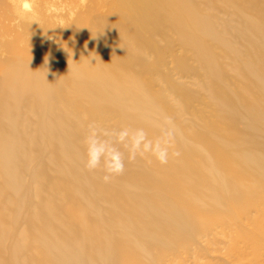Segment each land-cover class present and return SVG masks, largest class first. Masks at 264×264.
I'll list each match as a JSON object with an SVG mask.
<instances>
[{
	"label": "bare ground",
	"instance_id": "6f19581e",
	"mask_svg": "<svg viewBox=\"0 0 264 264\" xmlns=\"http://www.w3.org/2000/svg\"><path fill=\"white\" fill-rule=\"evenodd\" d=\"M89 1L58 14L59 0H32L34 12L21 16L17 0H0V134L12 137L0 148L33 153L42 143L51 167L69 164L55 192L30 205L27 255L16 264L184 263L232 227L249 243L241 221L264 204V0ZM173 65L193 84L174 92L167 75L161 90L157 74ZM81 104L84 119L105 126L83 135L78 118L66 120ZM40 129L27 147L17 140ZM90 140L99 157L110 148L106 164L87 166ZM113 155L118 172L108 170ZM4 164L0 150L3 180Z\"/></svg>",
	"mask_w": 264,
	"mask_h": 264
},
{
	"label": "rangeland",
	"instance_id": "374dc122",
	"mask_svg": "<svg viewBox=\"0 0 264 264\" xmlns=\"http://www.w3.org/2000/svg\"><path fill=\"white\" fill-rule=\"evenodd\" d=\"M98 1V0H96ZM104 2V0H100ZM80 0H73L72 4L67 0H59L57 6V13L61 14L68 6H74L79 4ZM89 0H83L82 4L84 6H89ZM95 3V2H93ZM92 4V3H91ZM102 10V9H101ZM81 12H77V14H81ZM2 10H0L1 17ZM1 20V18H0ZM85 24L81 26L79 29L80 33L85 29ZM4 35H9L4 33ZM0 35H2V31H0ZM24 36L21 37V40H24ZM8 39V37H6ZM15 43V39L11 37ZM9 42V41H7ZM10 43V42H9ZM77 45V42L73 43V47ZM29 44L26 45L25 48H20L17 50L16 55H11V61L17 63L19 58L22 57L24 50L29 51ZM163 47V46H162ZM161 47V48H162ZM61 51H65L69 53L71 48H64ZM72 53V52H71ZM35 58L33 54H30L22 62L24 63V70L27 76L31 73V64L33 63L31 60ZM166 59V58H165ZM170 61V58L169 60ZM15 71V70H14ZM160 78L159 88L161 90H168L167 83L163 76H169V80L173 83V91L177 92L184 87H188V84H193L191 80L188 81V77L181 75L173 65L172 68L170 66H163L157 74ZM190 78H192L190 76ZM12 86H17L15 82L11 83ZM76 83L75 87H73L69 94L74 91H78L81 87ZM176 85V86H175ZM180 87V88H178ZM172 91V90H171ZM6 93L0 92V102L5 99ZM164 97V94L160 96ZM176 101V100H173ZM197 101V99H196ZM201 102V101H199ZM198 103V101L196 102ZM82 104L80 105L79 112L76 114L72 112L71 115L66 118L72 120L74 117L78 118L82 122V134H87L88 130H98L96 126H100V129L105 126V123H102L100 120H91L90 118L84 119L82 117ZM7 112V107L0 103V116H5ZM117 114V113H116ZM209 115V114H208ZM39 122V121H38ZM111 127H116L115 124H111ZM44 133L43 129H40V133L30 134L25 138H17V140L22 141L24 143L23 147L26 143L28 146L30 145V141L27 139L32 136H40ZM2 139L12 138L7 134H0ZM94 139L102 140L106 144L110 143V140L104 136L102 133H97L93 136ZM41 144L38 145V151L29 153L27 150H23L13 147H2L0 148L3 157L5 159L4 171L8 172V178L3 180V166L1 165L0 169V264H16L17 261L23 262L26 258L27 251V214L30 205L36 201L37 199H42L43 197L39 193L49 194L50 190L54 191L56 185L59 183V175L61 172H67L69 164H60L55 163L52 164L54 167H51V162L56 160V158L51 156L49 151L44 153L39 152L41 149ZM123 145V143H122ZM124 146V145H123ZM104 150V156H100L98 158V162L100 164H106V160L109 158L110 148L106 147ZM9 154V156H8ZM32 156L35 157L30 163ZM18 159L17 164H11V158ZM23 174V175H22ZM72 176H75L74 173L71 172ZM83 177H77L76 180L80 181ZM70 182V179H64L63 184ZM8 186L9 188H5ZM16 189V193L11 189ZM79 190H74V193H77ZM55 192V191H54ZM61 193V192H60ZM61 196L67 197L68 191L64 190ZM53 196H49L47 198L51 199ZM10 198L13 201V204H5L4 201ZM27 199V205L25 206L23 203V199ZM20 200V201H18ZM19 205V208L17 206ZM253 211H257L258 216L255 213H251L247 220L245 218L242 219L240 227L245 231V233L253 234L248 238V241L251 243L257 244L255 246L256 251H252L249 245H253L246 242V240H239L235 238L236 227H232L231 231L226 230L216 238L218 239L217 244L210 249L207 253L203 252L199 258L196 260L186 261L182 263V259H177L178 264H264V234L261 237H255L256 228L260 225L264 227V204H255L252 206ZM257 219L260 225H255L252 221ZM257 240H256V239ZM255 239L254 242H252ZM262 242H261V241ZM249 244V245H248ZM208 245L203 244V247L206 248ZM20 247L21 249H18Z\"/></svg>",
	"mask_w": 264,
	"mask_h": 264
},
{
	"label": "clouds",
	"instance_id": "9594fccd",
	"mask_svg": "<svg viewBox=\"0 0 264 264\" xmlns=\"http://www.w3.org/2000/svg\"><path fill=\"white\" fill-rule=\"evenodd\" d=\"M17 2L19 4L18 14H20L21 16H23L26 13H33L34 12L32 0H17ZM101 151H102V148L98 149L96 147V141L95 140L89 141V147H88L89 160H88V164H87V166L89 168L96 167V165L98 164V158H99ZM111 159H112V161H114V163H110L108 165V170L109 171H116V172L120 171L122 169V165L119 162V156L113 155L111 157ZM159 159L161 160V162H165L164 153L161 152L159 154Z\"/></svg>",
	"mask_w": 264,
	"mask_h": 264
}]
</instances>
